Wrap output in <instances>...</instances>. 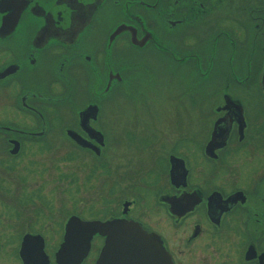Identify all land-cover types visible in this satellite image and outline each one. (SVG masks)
I'll list each match as a JSON object with an SVG mask.
<instances>
[{"label":"flooded vegetation","instance_id":"obj_1","mask_svg":"<svg viewBox=\"0 0 264 264\" xmlns=\"http://www.w3.org/2000/svg\"><path fill=\"white\" fill-rule=\"evenodd\" d=\"M60 146L74 191L100 175L98 214L60 220L59 189L16 174ZM12 178L0 264H59L72 215L135 222L170 264H264V0H0V185Z\"/></svg>","mask_w":264,"mask_h":264},{"label":"water","instance_id":"obj_2","mask_svg":"<svg viewBox=\"0 0 264 264\" xmlns=\"http://www.w3.org/2000/svg\"><path fill=\"white\" fill-rule=\"evenodd\" d=\"M93 234L104 237L96 264H170L160 239L125 219L81 220L72 215L56 252L59 264L78 262Z\"/></svg>","mask_w":264,"mask_h":264},{"label":"rangeland","instance_id":"obj_3","mask_svg":"<svg viewBox=\"0 0 264 264\" xmlns=\"http://www.w3.org/2000/svg\"><path fill=\"white\" fill-rule=\"evenodd\" d=\"M171 146V144H170ZM67 152L66 147L60 146L55 153L44 152L40 153L34 158L30 159V164L27 162V159L20 161L21 164L18 167L15 166V172L17 175H41L40 179L42 181L41 186L44 189L58 188L59 194V218L64 220L66 216L71 213H76L82 218H88L91 215L98 214L101 210L100 201L103 197L102 187L100 185V180L97 178L100 175H91L87 178L84 176L79 179V182L74 188L72 183H70L71 175L69 174V162L64 159V155ZM39 162H37V161ZM19 162V161H17ZM25 165V168L22 167ZM254 165H250L253 167ZM28 172H34L36 174H28ZM37 179L35 176L28 177V180L25 183H22V187H35ZM17 180L12 178L8 182L2 183L1 187H15ZM16 186L20 187V183ZM101 187V188H100ZM123 195H111L109 198L111 201V206H115L117 201H119ZM127 197V196H126ZM91 211V212H90Z\"/></svg>","mask_w":264,"mask_h":264}]
</instances>
